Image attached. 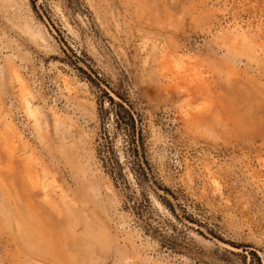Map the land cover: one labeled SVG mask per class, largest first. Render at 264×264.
Segmentation results:
<instances>
[{"label": "rangeland", "instance_id": "obj_1", "mask_svg": "<svg viewBox=\"0 0 264 264\" xmlns=\"http://www.w3.org/2000/svg\"><path fill=\"white\" fill-rule=\"evenodd\" d=\"M0 264H264V0H0Z\"/></svg>", "mask_w": 264, "mask_h": 264}, {"label": "trees", "instance_id": "obj_2", "mask_svg": "<svg viewBox=\"0 0 264 264\" xmlns=\"http://www.w3.org/2000/svg\"><path fill=\"white\" fill-rule=\"evenodd\" d=\"M108 94V93H107ZM112 104H114V112L117 120V127L125 132L134 145L135 156L138 159V164L143 170L148 180L152 183L151 168L144 154L143 148V130L139 116L128 101L121 98V101H116L112 96L108 95ZM104 106V104H101ZM104 108H102L103 110ZM152 177V179H151Z\"/></svg>", "mask_w": 264, "mask_h": 264}, {"label": "water", "instance_id": "obj_3", "mask_svg": "<svg viewBox=\"0 0 264 264\" xmlns=\"http://www.w3.org/2000/svg\"><path fill=\"white\" fill-rule=\"evenodd\" d=\"M151 179H152V177H151ZM152 183H154L153 179H152Z\"/></svg>", "mask_w": 264, "mask_h": 264}]
</instances>
